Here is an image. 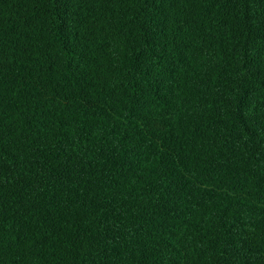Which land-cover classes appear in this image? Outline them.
<instances>
[{
    "label": "trees",
    "instance_id": "obj_1",
    "mask_svg": "<svg viewBox=\"0 0 264 264\" xmlns=\"http://www.w3.org/2000/svg\"><path fill=\"white\" fill-rule=\"evenodd\" d=\"M0 264H264V0H0Z\"/></svg>",
    "mask_w": 264,
    "mask_h": 264
}]
</instances>
